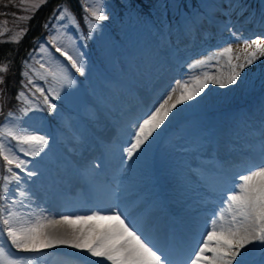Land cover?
<instances>
[{"label": "rangeland", "instance_id": "rangeland-1", "mask_svg": "<svg viewBox=\"0 0 264 264\" xmlns=\"http://www.w3.org/2000/svg\"><path fill=\"white\" fill-rule=\"evenodd\" d=\"M45 1L21 0L26 11L19 20L30 18L29 14ZM80 1L82 20L78 21L63 7L60 13L67 9L71 19L61 20L59 13L48 25V36L35 44V50L27 57V67L22 66L24 84L27 78L22 73L27 72L51 97H55L52 89L61 92V99H53L58 106L57 114L29 112L25 116L21 109L29 105L36 108L42 97L33 87L21 84L19 91L23 90L25 97L21 101L15 97L16 105L10 110L13 121L5 120L9 111L0 116V129L5 125L13 130L31 128L35 131L20 134H45L49 138V146L41 155L19 154L37 172L21 188L35 195L31 202L23 200L27 207L18 202L11 210L19 211L25 219L40 217L46 221L65 214H91L97 208L121 203L130 214L133 211L141 226L167 248L174 260H184L196 243L194 240L206 235L205 229L211 227L213 212L217 211L223 193L231 187L233 177L246 172L254 163L250 147H260L264 132V57L257 53L253 64L240 70L237 84L220 87L209 83L201 97L178 106L179 110L170 114L163 130H158L159 135L154 140L150 138L151 143L131 161L122 152L124 141L137 118L154 101L162 100L177 82L186 80L192 85L197 76L226 77L232 65L245 63V47L231 33L237 32L241 42L261 37L264 43V0H245L251 13L249 19L236 22L233 16L235 27L231 31L212 27L211 35L205 33L203 39L188 35L186 22L201 9L215 11L211 6L217 0H135L147 17L130 9L127 0ZM92 11L107 14L109 19L97 21ZM89 22L102 27L85 41ZM1 29L13 41L22 36L18 27L9 29L3 25ZM52 37L56 38L55 44L51 43ZM74 44L84 54L86 74L75 73L76 82L68 87L61 61L68 62L58 53L51 57L49 54L54 53L55 46L72 53ZM229 44L233 52L224 53L223 48ZM41 45L46 51H41ZM254 50L253 46L248 52ZM52 72L56 73L55 79L50 75ZM7 97L0 96V110ZM196 152H204V158L187 161ZM259 154L255 153V158ZM5 175L6 162L0 156V188ZM110 186L116 191L107 198ZM56 202L63 207L52 213L50 206L56 208ZM4 207L0 204V210ZM229 219L226 214L225 220L218 223L226 225ZM173 224L179 230L172 229L168 237L166 228ZM3 243L5 240L0 239V244ZM247 247L245 264H264L262 245ZM9 251L12 256L7 255ZM58 251V254L52 249L42 254H26L6 247L0 264H7L8 259L16 256L31 257L24 264H69L73 258L68 254L75 250L60 246Z\"/></svg>", "mask_w": 264, "mask_h": 264}, {"label": "snow or ice", "instance_id": "snow-or-ice-1", "mask_svg": "<svg viewBox=\"0 0 264 264\" xmlns=\"http://www.w3.org/2000/svg\"><path fill=\"white\" fill-rule=\"evenodd\" d=\"M212 7L215 11L198 13L186 22L188 35L195 34L203 39L205 33L211 35L212 27L231 31V28L235 27L233 16L236 17V22H240L241 18L247 20L251 17L245 0H223V3ZM92 16L97 21L109 19L107 14H101L99 11H92ZM65 17L71 19L67 9L60 13L59 19L63 20ZM84 19L88 20V17L85 16ZM44 27L47 28L48 25L45 24ZM99 27L102 26L89 22L88 34L84 36V40L90 39L92 33ZM231 34L237 37V43L241 42L237 32ZM55 41L56 38L52 37L51 43L55 44ZM243 43L246 45L245 63L232 65L231 72L226 77L205 76L201 79L197 76L192 85L186 80L177 82L162 100L154 101L128 131V139L124 141L126 146L122 148L124 156L130 161L138 157L147 144L151 143L150 138L154 140L159 135L158 130L162 131V126H166V122L170 121V114L175 115L174 110L178 111V106H186L188 102L201 97L209 83L220 87L237 84L238 77L241 76L240 70L246 65H252L257 53L264 57V43L261 37L250 42L245 40ZM253 46L255 50L248 52V49ZM40 49L46 51L44 45H41ZM223 52H233L232 45L224 47ZM57 53L68 62L64 64L61 61V64L67 73L65 83L68 87H72L76 82L75 73L81 76L86 74L84 54L75 44L72 53L60 46H55L54 53L49 55L51 57ZM59 57L55 58L59 60ZM229 63L231 64V58ZM24 66L27 67V61L24 62ZM40 67L44 68L45 65L41 63ZM72 69L75 70L74 73ZM0 71H7V69H0ZM22 75L27 78V84L22 81V87L31 86L42 97V103L36 108L33 109L29 105L21 109L24 115L27 116L29 112H40L55 116L58 106L53 99H61V92L52 89L55 92L53 98L45 88L29 77L27 72H23ZM50 75L53 79L56 78L55 72ZM0 83H3L2 79ZM24 97L25 92L20 90L16 100L21 101ZM2 115L4 113L0 110V116ZM5 120L13 121L12 111L7 113ZM21 131L31 133L35 130L31 128L13 130L7 128V125L4 129H0V156L6 162L7 172V175L3 177V187L0 188V204L6 205L0 210L3 225L0 227V239L5 240V243L0 244V256L6 255V247L15 248L17 253L42 254L46 250L65 246L75 250L68 254L73 258L69 264H245L247 246L259 243L264 251V132L260 142L259 160L250 165L246 172L237 173L233 177L231 187L223 193L217 211L213 212L210 220L211 230H206V235L201 237V241L192 245L193 249L198 248L190 253V256L194 258L176 261L167 248L152 237L148 229L141 226L136 217L131 215L128 208L121 203H112L106 209L97 208L92 210L91 214H65L59 219L46 221H42L40 217L25 219L19 211H12V207L18 202L21 203V207H27L23 200L31 202V197L35 195V193L30 194L29 189L21 188L22 184L36 177L37 172L30 169L29 162L20 159L19 154L36 157L49 146V138L45 134L21 135ZM12 141L16 142L15 145ZM226 214L230 216V219L226 225L220 223L218 227V222L224 221ZM7 255L12 256V253L9 251ZM30 258L16 256L8 259L7 264H24L25 260Z\"/></svg>", "mask_w": 264, "mask_h": 264}, {"label": "trees", "instance_id": "trees-1", "mask_svg": "<svg viewBox=\"0 0 264 264\" xmlns=\"http://www.w3.org/2000/svg\"><path fill=\"white\" fill-rule=\"evenodd\" d=\"M127 1L130 4V9L147 17L146 11L139 9L140 6L135 0ZM221 3L223 0H217L213 2L212 6ZM212 6L211 8L215 9ZM63 7L67 8L78 21L82 20L83 5L80 0H46L37 10L29 14L30 18L27 20H19L26 11L21 0H0V69H7V71H0V79L3 80V83H0V96L5 94L8 96L6 103L1 107L3 113L12 110L16 105V94L22 81L24 82L21 76L22 66L32 53V49L35 50V44L48 36L49 29L44 25L53 22ZM143 9L146 8L143 7ZM196 12L204 13L202 9ZM176 21L180 22L179 17L176 18ZM3 25L9 29L18 27L22 30V36L16 41L10 40L2 32L1 26ZM180 30L184 32L183 29Z\"/></svg>", "mask_w": 264, "mask_h": 264}, {"label": "bare ground", "instance_id": "bare-ground-1", "mask_svg": "<svg viewBox=\"0 0 264 264\" xmlns=\"http://www.w3.org/2000/svg\"><path fill=\"white\" fill-rule=\"evenodd\" d=\"M240 46H242V47H246V45L243 43V41L242 42H240V44H239ZM171 76H173V74H171ZM259 128V127H258ZM257 136H260L259 134H258V131H257V134H256ZM260 142H261V140H260ZM219 143H221V142H219ZM258 145L260 146V143H258ZM251 150H252V155H250V159L255 163L256 161H258L259 160V158L258 157H256L255 158V153H260V147H256V146H254V145H252L251 147ZM204 152H201V153H197L196 152V154L195 155H192V156H189L188 157V159H187V161H190V163L191 162H193V161H198V160H202L203 158H204ZM84 160L82 159V162H83ZM78 162H81V161H78ZM196 172H198V171H196ZM197 174H199V173H197ZM70 184H72V183H70ZM108 191H109V193H106V196H107V198H109V195L111 194V195H113L114 194V192L116 191L112 186H110V187H108V189H107ZM56 203H58V204H56ZM55 203V206H56V208L54 207V205L52 204L51 206H50V211L53 213H57V211H59L62 207H63V205L61 204L60 205V203L59 202H56ZM147 209V208H146ZM131 215H133V211L131 212ZM150 223L156 228H158V226H157V223L156 222H153L152 220L150 221ZM218 226H219V223H218ZM172 229H178L179 230V228H176V225H172L170 228H166V232H169L168 233V237H169V235H170V233L172 232ZM205 230H211V227H207ZM157 231H160V229H157ZM161 231H163V229H161ZM201 237L202 236H200V237H198L196 240H194V242H199V241H201ZM179 241H180V243H184V240L183 239H179ZM58 249H59V247L58 248H54V249H52L54 252L53 253H55V252H57V254H58ZM196 250H198V248L197 249H191L187 254H186V257H185V259H192V258H194L193 256H190V253H192L193 251H196ZM206 255H211V253H206ZM184 259V260H185ZM179 261H181V259L179 260Z\"/></svg>", "mask_w": 264, "mask_h": 264}]
</instances>
